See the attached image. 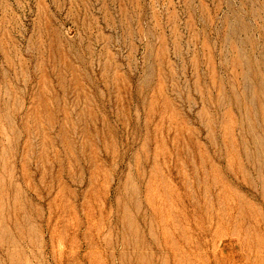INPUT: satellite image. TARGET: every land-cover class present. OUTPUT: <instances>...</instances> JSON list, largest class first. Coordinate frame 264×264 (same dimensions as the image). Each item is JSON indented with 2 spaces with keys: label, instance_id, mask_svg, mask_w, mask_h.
I'll use <instances>...</instances> for the list:
<instances>
[{
  "label": "rangeland",
  "instance_id": "rangeland-1",
  "mask_svg": "<svg viewBox=\"0 0 264 264\" xmlns=\"http://www.w3.org/2000/svg\"><path fill=\"white\" fill-rule=\"evenodd\" d=\"M0 264H264V0H0Z\"/></svg>",
  "mask_w": 264,
  "mask_h": 264
}]
</instances>
